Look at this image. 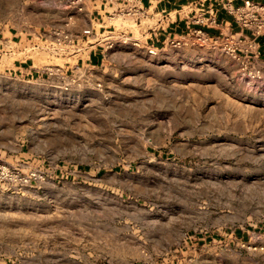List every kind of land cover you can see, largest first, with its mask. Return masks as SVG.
<instances>
[{
  "label": "rangeland",
  "instance_id": "1",
  "mask_svg": "<svg viewBox=\"0 0 264 264\" xmlns=\"http://www.w3.org/2000/svg\"><path fill=\"white\" fill-rule=\"evenodd\" d=\"M83 4L0 0V44L26 48L0 56V157L43 177L0 190V264H264V55L152 56L159 17L107 14L131 40L102 65L33 49L89 28Z\"/></svg>",
  "mask_w": 264,
  "mask_h": 264
},
{
  "label": "built area",
  "instance_id": "2",
  "mask_svg": "<svg viewBox=\"0 0 264 264\" xmlns=\"http://www.w3.org/2000/svg\"><path fill=\"white\" fill-rule=\"evenodd\" d=\"M76 2L82 4L83 0H76ZM106 3L110 8L107 15L111 19L131 20L141 26L144 19L153 16L149 8L144 6L142 0H106ZM215 3L216 4L210 5L207 10L201 6V12L196 15L194 22L199 25L210 27L218 25L216 21V5H218L229 14L234 15L237 23L242 28L249 29L252 35L246 36L232 32L212 35L203 27H189L187 30L179 33H169L164 40L160 41L161 46L180 47L190 43L202 46L223 38L230 42L232 46L230 50L232 53H259L256 39L264 37V1L244 0L243 4L240 6H235L234 0H215ZM83 5L79 8L80 11L83 10ZM168 19H170V14H164L161 18L159 17V29H167L164 28L163 25H165ZM130 34L131 32L128 27L117 29L113 26V29L108 30V28L102 26L97 30L96 27L91 24L89 28L84 29L77 35L70 34L65 30H56L49 32L48 35H42L40 39L42 46L39 43H34L33 49H43L48 48L50 45H55L56 51L65 54L85 48V50H89V56L95 53L101 57L100 59L103 62L108 56V53L112 51L117 44L127 43L131 40ZM161 46L147 43L146 49L149 55L154 56L158 54ZM0 49V56L2 54L11 55L14 52L26 51V48H22L20 44L14 42L12 39L7 41L5 45H2ZM86 61L88 65L91 64L89 58H87ZM42 180L43 177L37 169L23 170L18 166H12L6 163L0 157V190L4 184L10 187L18 185L26 186Z\"/></svg>",
  "mask_w": 264,
  "mask_h": 264
},
{
  "label": "crops",
  "instance_id": "3",
  "mask_svg": "<svg viewBox=\"0 0 264 264\" xmlns=\"http://www.w3.org/2000/svg\"><path fill=\"white\" fill-rule=\"evenodd\" d=\"M142 2L144 6L149 8L150 13L153 16L161 18L164 14H170V19H168L167 22H165V25H163V27L167 29H158L157 31L153 30L150 32L151 37L147 38L148 43L151 42V44H155L157 46H161L160 41L164 40L169 33H179L187 30L189 27H203L212 35H221L223 32H232L246 36L252 35L249 29H244L237 23L234 15L229 14L218 5H216V21L218 25L210 27L199 25L194 22L196 15L201 12V6L207 10L210 5L216 4L215 0H142ZM243 2L244 0H234V5L240 6ZM89 3L94 6L90 14L88 13L89 10L86 9V5ZM84 7L87 10V17H89L88 20L91 24L96 20V18H98V16H102L101 18L103 19V14H107L110 9L106 0H84ZM98 20H100V18ZM90 22L86 21L87 24ZM80 30L81 28L79 31ZM256 42L259 54L264 55V37L257 38ZM1 46L2 44H0V48ZM88 58L91 60V64L95 66L102 65L104 62H102L100 59L101 57L95 53L91 54ZM28 67L31 66L29 65ZM23 68L24 66H22V64L17 67L18 70Z\"/></svg>",
  "mask_w": 264,
  "mask_h": 264
},
{
  "label": "bare ground",
  "instance_id": "4",
  "mask_svg": "<svg viewBox=\"0 0 264 264\" xmlns=\"http://www.w3.org/2000/svg\"><path fill=\"white\" fill-rule=\"evenodd\" d=\"M110 239V238H109ZM96 241V240H95ZM100 242V241H99ZM97 243V242H96ZM109 245V244H108Z\"/></svg>",
  "mask_w": 264,
  "mask_h": 264
}]
</instances>
